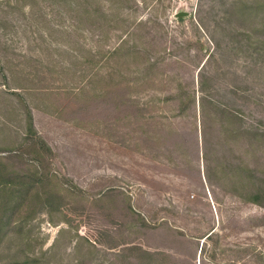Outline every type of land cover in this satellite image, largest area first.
I'll return each mask as SVG.
<instances>
[{"label":"rangeland","instance_id":"1","mask_svg":"<svg viewBox=\"0 0 264 264\" xmlns=\"http://www.w3.org/2000/svg\"><path fill=\"white\" fill-rule=\"evenodd\" d=\"M0 264H264V0H0Z\"/></svg>","mask_w":264,"mask_h":264},{"label":"trees","instance_id":"2","mask_svg":"<svg viewBox=\"0 0 264 264\" xmlns=\"http://www.w3.org/2000/svg\"><path fill=\"white\" fill-rule=\"evenodd\" d=\"M208 238V237H207ZM148 253V252H147ZM146 255H149V254H146ZM153 255H151V257H152ZM149 257V256H148Z\"/></svg>","mask_w":264,"mask_h":264}]
</instances>
